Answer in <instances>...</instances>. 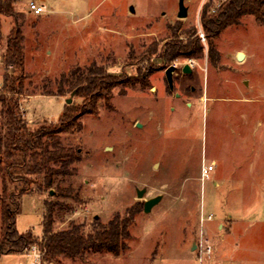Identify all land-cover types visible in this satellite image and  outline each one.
<instances>
[{
  "label": "rangeland",
  "instance_id": "rangeland-1",
  "mask_svg": "<svg viewBox=\"0 0 264 264\" xmlns=\"http://www.w3.org/2000/svg\"><path fill=\"white\" fill-rule=\"evenodd\" d=\"M29 1L14 0L15 18L0 17V90L11 72L2 55L16 25L23 35L24 85L33 93L21 97V110L31 128L55 122L66 104L68 94H42L58 89L60 74L95 63L123 79L108 102L100 100L95 113L81 115L77 127L60 134L79 159L74 175L54 181L73 192L53 198L65 207L54 205L52 229L71 222L90 226L96 218L106 223L138 205L118 252L91 249L41 264H199L202 228L213 245L204 264H264V20L241 16L213 40L210 54L200 12L219 0H183L182 18L180 0H34L45 5L41 14L29 11ZM190 27L204 33L203 50L162 61V46L186 39ZM189 59L191 72H174L170 90L165 68ZM142 74V83L125 79ZM73 101L81 105L83 98ZM1 109L0 102V121ZM209 162L215 168L201 179V166ZM1 185L0 174V192ZM157 194L162 198L145 211L143 201ZM46 197L36 183L21 196L18 231L42 237ZM26 252L4 253L0 264H32Z\"/></svg>",
  "mask_w": 264,
  "mask_h": 264
},
{
  "label": "trees",
  "instance_id": "trees-1",
  "mask_svg": "<svg viewBox=\"0 0 264 264\" xmlns=\"http://www.w3.org/2000/svg\"><path fill=\"white\" fill-rule=\"evenodd\" d=\"M13 3L14 0H0V17L15 18L17 13ZM245 14H252L259 21L264 20V0H224L214 7L209 3L203 4L200 21L208 39L210 54L215 53L213 40L225 27L237 23ZM1 26L0 19V30ZM183 33L186 39L170 40L162 46V61L169 63L178 57H189L203 50L195 28H187ZM22 39L20 28L16 25L11 27L2 55L4 64L11 68V72L4 73L0 90V256L4 253H25L32 244L37 245L40 251L44 250L41 259L49 260L59 254L82 256L91 249L118 252L125 246L138 205L128 208L122 216L116 214L106 223L96 218L90 226L71 222L68 227L55 231L52 222L54 205L64 206L62 201L53 198L73 192L70 185H54V181L60 175H74V163L79 159L77 150L64 145L60 134L77 127L81 115L95 113L100 100L108 102L111 89L123 79L108 74L101 65L95 63L86 68L77 66L67 74H60L57 79L58 89L42 94L64 96L77 87L74 96L82 97L83 102L79 105L72 100L70 104H64L55 122L44 120L31 128L22 113L20 102L21 97L33 94L27 92L24 85L28 74L24 72ZM153 49L148 48L147 53H152ZM144 76L142 74L134 80L125 79L134 85L142 83ZM34 183L47 192L43 201L40 238L32 229L20 232L16 228L20 198ZM52 187L54 195L50 193Z\"/></svg>",
  "mask_w": 264,
  "mask_h": 264
},
{
  "label": "built area",
  "instance_id": "built-area-1",
  "mask_svg": "<svg viewBox=\"0 0 264 264\" xmlns=\"http://www.w3.org/2000/svg\"><path fill=\"white\" fill-rule=\"evenodd\" d=\"M224 0H219L217 5H219L220 2ZM28 9L29 11L33 12L34 14H41L45 12L46 8L44 4L37 3L34 0H30L28 3ZM199 37L203 39L204 33L202 31H199ZM189 65H192V60H188ZM215 164L214 162H209V163H203L200 169V176L201 179H206L210 177V172L213 170ZM206 219H211L212 214L209 213L206 217ZM201 223L204 220V217L201 216ZM197 260L199 264H204L205 261L210 260L212 253H213V245L209 242V239L207 237V230L202 228L201 230V236H200V241L198 244V249H197ZM27 253L32 256V264H41V255L42 252L39 250L37 245L32 244L27 248Z\"/></svg>",
  "mask_w": 264,
  "mask_h": 264
},
{
  "label": "water",
  "instance_id": "water-1",
  "mask_svg": "<svg viewBox=\"0 0 264 264\" xmlns=\"http://www.w3.org/2000/svg\"><path fill=\"white\" fill-rule=\"evenodd\" d=\"M186 15H187V6L184 4L183 0H180V2H179V11H178L177 16L182 18V17H185ZM242 58H243V53L242 52H238L237 53V59L240 60ZM174 69H175V65L174 64L168 65L166 67V69H165V76H166V80L168 82L170 90H173V88H174L173 74H172ZM183 71L186 72V73H190L191 72V66L189 65V63H185L183 65ZM76 90H77V87L69 92V94L67 96V99H66V104H70L72 102L73 96L75 95ZM144 191H145V188L138 189L137 197L143 196ZM50 193L52 194V190L50 191ZM161 198H162V195L161 194H157V195H155L153 197L145 199L143 201V209L145 211H149L151 209V207L154 204H156Z\"/></svg>",
  "mask_w": 264,
  "mask_h": 264
},
{
  "label": "flooded vegetation",
  "instance_id": "flooded-vegetation-1",
  "mask_svg": "<svg viewBox=\"0 0 264 264\" xmlns=\"http://www.w3.org/2000/svg\"><path fill=\"white\" fill-rule=\"evenodd\" d=\"M175 65V64H174ZM166 69V68H165ZM165 71V70H164ZM176 71H180V72H182V73H186V72H184L183 71V65H181V66H177V65H175V69L173 70V72H172V74L174 73V72H176Z\"/></svg>",
  "mask_w": 264,
  "mask_h": 264
},
{
  "label": "crops",
  "instance_id": "crops-1",
  "mask_svg": "<svg viewBox=\"0 0 264 264\" xmlns=\"http://www.w3.org/2000/svg\"><path fill=\"white\" fill-rule=\"evenodd\" d=\"M203 2V0L201 1V3ZM214 168H215V166H214ZM214 168H213V170H214ZM192 247H194V244L192 245ZM215 260H219L218 259V257L215 259ZM215 262V261H214ZM214 262H213V264H214Z\"/></svg>",
  "mask_w": 264,
  "mask_h": 264
},
{
  "label": "bare ground",
  "instance_id": "bare-ground-1",
  "mask_svg": "<svg viewBox=\"0 0 264 264\" xmlns=\"http://www.w3.org/2000/svg\"><path fill=\"white\" fill-rule=\"evenodd\" d=\"M244 56V55H243Z\"/></svg>",
  "mask_w": 264,
  "mask_h": 264
}]
</instances>
